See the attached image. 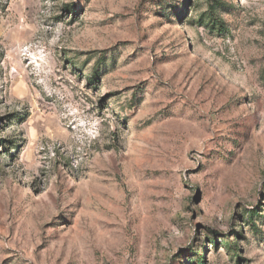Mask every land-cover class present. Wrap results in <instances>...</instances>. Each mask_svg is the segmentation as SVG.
<instances>
[{"label": "rangeland", "instance_id": "1", "mask_svg": "<svg viewBox=\"0 0 264 264\" xmlns=\"http://www.w3.org/2000/svg\"><path fill=\"white\" fill-rule=\"evenodd\" d=\"M0 264H264V0H0Z\"/></svg>", "mask_w": 264, "mask_h": 264}]
</instances>
